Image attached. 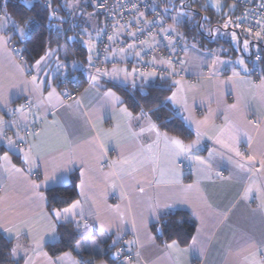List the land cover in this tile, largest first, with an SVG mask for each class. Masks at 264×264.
I'll return each mask as SVG.
<instances>
[{
	"label": "crops",
	"instance_id": "1",
	"mask_svg": "<svg viewBox=\"0 0 264 264\" xmlns=\"http://www.w3.org/2000/svg\"><path fill=\"white\" fill-rule=\"evenodd\" d=\"M8 30L2 16L0 234L13 240L14 259L81 264L72 253L51 258L44 248L58 240V224L72 222L83 236L80 250L103 254L110 237L119 244L120 264H264V82L250 68L188 45L165 78L138 73L130 50L113 51L119 63L71 98L60 85L79 79L34 73L15 55ZM161 79L170 81L169 101L195 133L189 142L159 132L144 114H130L104 87L143 90ZM74 173L77 199L47 210L44 192L69 184ZM173 212L195 222L187 245L160 243L161 228L152 230Z\"/></svg>",
	"mask_w": 264,
	"mask_h": 264
},
{
	"label": "trees",
	"instance_id": "2",
	"mask_svg": "<svg viewBox=\"0 0 264 264\" xmlns=\"http://www.w3.org/2000/svg\"><path fill=\"white\" fill-rule=\"evenodd\" d=\"M70 1L0 0V14L8 18V32L12 34L11 46L19 52V57L28 67H32L53 50L60 52L62 46L72 60L84 68L87 66L89 53L85 45L75 36V32L80 28L79 10L74 15L69 10ZM198 3V1L186 0L179 9L172 6L173 11L177 9L182 14L177 27L186 45L195 44L201 51L227 46L228 42L217 40L214 33L216 29L222 28L223 14H218L209 7L202 8ZM231 15L235 18L234 12ZM98 22L99 24L101 22L99 14ZM238 34L243 39V35L239 32ZM249 59L251 60V55ZM75 72L79 81L73 83L78 90L88 82V77L82 69H76ZM63 86H69L67 80L60 85ZM104 87L119 95L130 114L148 116L159 132L178 137L183 142H189L195 137V133L184 122L182 114L169 101L173 89L169 80L161 79L143 90L137 86L112 82H104ZM44 194L49 211L69 206L78 197L76 174L71 176L69 184L46 190ZM158 226L161 231L156 238L160 243L175 241L180 245H187L195 231V222L186 212H173L162 216L158 225L152 226V230L155 232ZM56 230L58 240L47 243L44 247L51 258L69 252L81 264H94L99 260H104L108 264H120L119 254L116 251L119 244L112 238H106V250L103 254H99L78 249L83 236L75 223L58 224ZM12 247L13 240L0 234V264H21V260L13 258ZM114 253L117 254V258L112 260L111 256Z\"/></svg>",
	"mask_w": 264,
	"mask_h": 264
},
{
	"label": "built area",
	"instance_id": "3",
	"mask_svg": "<svg viewBox=\"0 0 264 264\" xmlns=\"http://www.w3.org/2000/svg\"><path fill=\"white\" fill-rule=\"evenodd\" d=\"M101 17V29L93 42L94 50L87 56L88 81L103 72L108 65L119 62L113 51L130 50L137 55L138 73L154 71L170 77V67H178L184 58L186 43L180 34L170 29L171 11L165 0H88ZM237 7L234 28L258 45L251 53L255 81L264 82V0H235ZM1 16V14H0ZM75 36L82 42L79 31ZM18 57L19 52L15 51ZM158 58L163 66L149 65L147 59ZM63 90L67 97H77L75 84L69 82ZM27 106V103H25ZM16 115L15 112L12 113ZM130 258L129 256L127 257Z\"/></svg>",
	"mask_w": 264,
	"mask_h": 264
},
{
	"label": "rangeland",
	"instance_id": "4",
	"mask_svg": "<svg viewBox=\"0 0 264 264\" xmlns=\"http://www.w3.org/2000/svg\"><path fill=\"white\" fill-rule=\"evenodd\" d=\"M193 2L198 1L199 5L202 8L209 7L214 10L216 13H222L224 19L222 21V28L215 30L216 39H222L225 42H228V45H222L218 48H214L210 52L212 56L216 59V61L223 62V60L234 61L235 67H246L252 70V66L248 63L247 59L251 55V39L243 36L242 44L240 42V35L237 30L234 28V18L232 17V13L235 8V3L229 2L228 4L226 0H192ZM166 7L170 10L173 6L172 0H166ZM69 10L75 15L79 10V19H80V28L79 32L81 33L83 40L82 43L87 48L89 54H91L94 50L93 42L95 40L96 35L101 29V26L98 22V14L94 10L93 7L90 8V3L88 0H71L69 3ZM3 15L0 16V18ZM182 14L175 9L171 12V22L169 24L170 29L175 33L179 34L178 23L180 22ZM3 20H8L6 16H3ZM18 30H16L17 32ZM20 34V32H17ZM195 46V44H190ZM255 50H258V45H252ZM131 59L133 61V65L137 64L138 57L137 55L131 51L129 52ZM221 53L225 54L224 58ZM118 61V60H117ZM76 69H82L83 73L88 76V68L87 66L84 68L80 66L75 60H72L65 49L64 46L61 47L60 52H56L53 50L49 52L45 57H43L38 63L34 64L30 67V70L34 71V73L38 71H43L46 76L49 77L50 81H55L58 79V82L62 79L63 73H70V76L73 79H79ZM135 69V66H134ZM107 69L105 68L102 73H104ZM136 70V69H135ZM99 76V75H98ZM102 76V75H101ZM56 78V79H55ZM55 79V80H54ZM71 82V80L69 81ZM73 82V81H72ZM89 242V241H88ZM91 243L94 241H90ZM79 249V246H78ZM96 253H99V250H95Z\"/></svg>",
	"mask_w": 264,
	"mask_h": 264
},
{
	"label": "flooded vegetation",
	"instance_id": "5",
	"mask_svg": "<svg viewBox=\"0 0 264 264\" xmlns=\"http://www.w3.org/2000/svg\"><path fill=\"white\" fill-rule=\"evenodd\" d=\"M172 1H173V6H175V8L179 9V8L183 7L182 5H184V2L186 0H172Z\"/></svg>",
	"mask_w": 264,
	"mask_h": 264
},
{
	"label": "water",
	"instance_id": "6",
	"mask_svg": "<svg viewBox=\"0 0 264 264\" xmlns=\"http://www.w3.org/2000/svg\"><path fill=\"white\" fill-rule=\"evenodd\" d=\"M170 11L173 12V7L170 8ZM116 258H117V254L116 253L112 254L111 259L115 260Z\"/></svg>",
	"mask_w": 264,
	"mask_h": 264
}]
</instances>
